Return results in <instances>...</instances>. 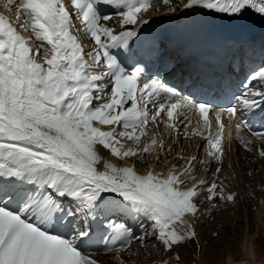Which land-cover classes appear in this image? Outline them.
I'll return each instance as SVG.
<instances>
[{"label": "snow or ice", "instance_id": "obj_1", "mask_svg": "<svg viewBox=\"0 0 264 264\" xmlns=\"http://www.w3.org/2000/svg\"><path fill=\"white\" fill-rule=\"evenodd\" d=\"M95 3L123 10L101 16L93 0L4 2L12 18L0 15V264H99L82 246L92 241L98 207L117 200L129 215L148 223L137 219V235L129 223H117L105 214L104 251L115 264H132L124 253L139 257L133 242L147 248L149 239L155 242L152 250L167 257H161V264H185L180 250L190 242L199 247L195 221L200 205L207 202L216 208L218 200H237L238 192L229 190L227 178L221 179V112L149 75L156 49L136 38L151 22L149 9L157 4L168 6L170 14L206 8L235 16L251 9L264 16V0ZM81 33L91 41L88 50L80 42ZM113 49L120 51L113 54ZM250 80L257 84L245 85L237 103L223 110L244 127L239 113L264 103V69ZM189 109L198 110L212 129L200 145L218 165L214 173L209 169L211 179L197 181V156L183 168L173 165L167 176L111 162H104L103 170L98 166L104 157L97 146L120 161L137 156L144 160L158 143L156 135L145 142L150 125L165 123L179 132L178 125L187 128L181 116ZM210 110L215 113L211 123ZM217 125L221 133L215 132ZM242 130L237 124L236 132ZM251 132L264 142V132ZM240 144L246 152L254 150L250 141L241 138ZM165 150L161 141L157 165ZM255 152L264 161V143ZM255 172L253 167L248 175ZM18 181L30 190L14 189ZM18 199L21 207L8 208L7 201ZM57 225L66 231L58 232Z\"/></svg>", "mask_w": 264, "mask_h": 264}, {"label": "bare ground", "instance_id": "obj_2", "mask_svg": "<svg viewBox=\"0 0 264 264\" xmlns=\"http://www.w3.org/2000/svg\"><path fill=\"white\" fill-rule=\"evenodd\" d=\"M165 8L166 6L164 7V9ZM167 127H168L167 124H164V126L161 124L159 126L152 124L148 129V138L147 139L142 138L145 139V142L147 143L150 142V139L153 135L158 136V143L156 146L153 147V150L150 154L152 155L153 158H156L158 154L157 152L159 149V143L161 141L164 143V145H166L165 149L169 148L171 144V141L168 140L169 136L171 135L167 132ZM105 130H107V127H105ZM187 144L188 145H185L182 151H181L182 148L178 146L175 149V152L173 153V154L177 153L179 156L184 157V159L179 161V163L181 162L180 164L181 168L185 167L188 161V157L186 160L185 157L192 155L193 152H196V149L199 146V143L197 141L194 143L192 142L190 143L189 141V143L187 142ZM128 146L131 147L133 145L131 144V142H129ZM97 148L100 154L104 157V160L101 161L100 164L98 165L101 170H103L104 162H111L113 164H116L117 166L134 167L138 173H143L148 171L149 168H151L153 164H155L154 160H151L150 162L146 161L147 162L146 165H143L140 162L138 156L129 157L123 161H120L115 156H111L107 151L100 149L99 146H97ZM173 148L174 147H172L171 149L173 150ZM172 155H169V151L167 150L163 152L162 153L163 161L161 166L158 167L156 163L155 169H152V171L156 172L157 169L160 168L161 171L158 173H162L163 175L167 176L172 166L176 164V160L172 157ZM228 156L231 158V160L227 161L225 166L226 168L223 170L221 174V179L227 178L225 180V183L229 185V190L233 189L232 187L234 184L235 185L239 184L238 186L240 190L239 200L241 205H240L239 214H236V211H233L231 209L228 210L226 208L227 210L226 213H224L223 217L221 216L223 219L220 222V225L222 226V223H224V221L231 220L232 218H236V221L233 219L234 220L233 222L234 224L236 223V225H234V227L231 229V235L229 236L226 250L220 251L221 253L218 252V254H216L215 253L216 250H214V248H212L211 246L207 247L205 243L206 240L205 242H203V238L201 235L202 234L201 226L204 225V227H206L205 225L209 224L208 227H210L211 224L213 223L212 220L216 217V208L223 206V204L221 201L218 200L216 201V204L218 206L216 208H212L210 204H208L207 202L202 203L200 205V213H198L199 221L198 220L195 221L196 231L198 233V238L200 239L202 249L201 251L198 250L200 247L199 245V247L196 249L197 250L196 253L192 255L191 260H193L196 264H264V200H263L264 191H262V188H264V184L261 183L262 179H264V177H262L261 175V170L262 167L264 166V161H261V159H259L258 161L253 162L255 160L254 158L255 156L253 155H249L247 158L243 159V157L239 154V150L237 147H233L231 155ZM183 160L185 161L183 162ZM164 162L170 164H166L165 166H163ZM230 163L231 166L229 169H227ZM246 164L251 165V167L252 166L255 167L256 172L259 173V176H257L256 172L253 176H249L248 173L250 168L248 166L246 167ZM254 176L255 178L253 179ZM202 177L203 174L198 175L197 181L202 179ZM207 178L211 179V174H209ZM201 199H203V197H201ZM259 203L262 204L260 205ZM21 205H22V201L19 199L7 201L8 208L12 210H17L19 207H21ZM125 207L122 208L121 212L126 216V218H130L134 220L131 221L130 224L135 231H137L138 230L137 227H139V223L136 222L137 219L139 220L140 223H147V221L144 220L143 217L134 218L131 215H129L126 211L123 210ZM109 210L110 208H108V211ZM230 222L228 221L225 224ZM232 226L233 225H231V227ZM211 227L213 230L214 226ZM234 228L237 229L236 232H234L235 230L233 231ZM254 230L256 232L252 233ZM221 232L222 231H220V234ZM205 233H207V231ZM223 237L225 236L223 235ZM219 240H221V238ZM224 240L222 241L224 242ZM205 246L206 249L204 248ZM137 249L138 251H140L139 248ZM102 258L105 260L111 259L109 255L103 256Z\"/></svg>", "mask_w": 264, "mask_h": 264}, {"label": "rangeland", "instance_id": "obj_3", "mask_svg": "<svg viewBox=\"0 0 264 264\" xmlns=\"http://www.w3.org/2000/svg\"><path fill=\"white\" fill-rule=\"evenodd\" d=\"M140 162L143 165H146V163H147L146 160H144V161L143 160H140ZM257 176H259V173H257ZM254 178H255V176L253 177V179ZM238 186H239V184H236V185L234 184L233 187H232L233 188L232 189L233 191L238 192V197H237L236 202L235 203H226L224 201H221L222 204H223V206H221L219 208H216V217L212 220L213 223L211 224V226H214L213 230H212V227L211 226L208 227L209 224L205 225L207 228L204 227V225L201 224L202 225L201 226V229H202V234L201 235H202V238H203V242H205V240H206L205 243H206L207 247L211 246L212 248H214V250H216L215 251L216 254H218V252L221 253L220 251H225L226 250V247L228 245V239H229V236L231 235V229L234 227V225H236V223L234 224V222H233L234 220L236 221V218H232L231 220H228L229 222L230 221L231 222L230 223H227V224H225V223L228 222V221H224V223H222V226L223 227L220 225V222L223 219L222 217L224 216V213H226V211H227L226 208L228 210L231 209L233 211H236V214H239L240 213V205H241L240 204V200H239L240 190H239V187ZM249 196H250V194H249ZM259 204L261 205L262 203H259ZM260 205H259V208H260ZM205 206H207V205H205ZM217 222H218V224H217ZM231 223H233V224H231ZM213 224H215V225H213ZM231 225H233V226L231 227ZM215 226H216V228H215ZM203 230L205 232L207 231V233H205ZM236 230L237 229H235V228L233 229L234 232H236ZM220 231H222L221 234H220ZM254 232H256V231L254 230L252 233H254ZM222 234L225 237H223ZM137 235H139V233H137ZM220 238H221V240H219ZM222 240H224V242ZM153 242L154 241H149L147 248L144 247V246H142L141 244L135 242V244L140 247V251H138L140 253L139 257L133 256L131 253H128V252H125L124 255H125V257H128L130 259V261L132 262V264H161V257H164V258H167V257H166V255L164 253H162L160 251L152 250V244H154ZM219 242H221V243H219ZM190 243H188L186 247H184V248H182L180 250L181 251V255L183 256V258L185 260V264H196L193 260H191V257H192L193 254L196 253V251H197L196 249L197 248L195 247L194 244H192V243L190 244ZM197 243L200 245V247H199L198 250L201 251L202 247H201V242H200V239L199 238H198V242ZM192 245H193V247H192ZM222 247L223 248L225 247V248L223 249ZM134 248H136V247H134ZM204 248L206 249V246ZM102 260L106 261L107 263L109 261L108 264H110V262H111V264H115V262L112 260V258L110 260H105V259L102 258ZM147 262H149V263H147ZM191 262H193V263H191Z\"/></svg>", "mask_w": 264, "mask_h": 264}]
</instances>
